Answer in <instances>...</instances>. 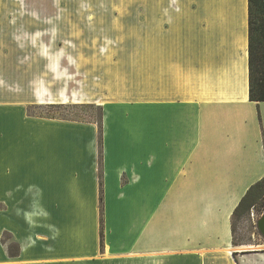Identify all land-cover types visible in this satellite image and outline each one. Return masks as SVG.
<instances>
[{
  "label": "crops",
  "instance_id": "crops-1",
  "mask_svg": "<svg viewBox=\"0 0 264 264\" xmlns=\"http://www.w3.org/2000/svg\"><path fill=\"white\" fill-rule=\"evenodd\" d=\"M172 2V28L137 29L133 57L108 69L99 122L28 114L51 94L44 87L33 99L7 84L46 80L45 64L0 71V264H155L159 252L185 264L190 250L234 247L232 212L264 177V101L248 92V0ZM1 52L0 62L16 57ZM233 252L242 251H227L233 264H264V253Z\"/></svg>",
  "mask_w": 264,
  "mask_h": 264
},
{
  "label": "rangeland",
  "instance_id": "rangeland-1",
  "mask_svg": "<svg viewBox=\"0 0 264 264\" xmlns=\"http://www.w3.org/2000/svg\"><path fill=\"white\" fill-rule=\"evenodd\" d=\"M172 1L0 0V54L7 49L16 54L1 60L0 71L12 67L14 72L37 73L40 62L46 65V80L41 75L33 82L8 83L6 88L28 91L33 99L38 91L47 89L54 102H31L27 105L31 114L99 122L101 109L97 102L108 100V69L133 57L137 50V29L172 28ZM4 87L5 83L0 81V90ZM61 89L71 93L72 100L60 102L65 99L56 96ZM76 90L81 95L78 98ZM262 213L257 206L254 219L244 214L234 220L237 246L205 253L190 250L185 264H210L208 260L217 258L227 261L230 259L227 251L232 249L243 252L233 253L235 260L246 258L247 251L264 253V236L257 228ZM3 241L15 251L16 244L10 236L4 235ZM86 264L138 263L133 258H97ZM155 264L180 262L159 252Z\"/></svg>",
  "mask_w": 264,
  "mask_h": 264
},
{
  "label": "trees",
  "instance_id": "trees-1",
  "mask_svg": "<svg viewBox=\"0 0 264 264\" xmlns=\"http://www.w3.org/2000/svg\"><path fill=\"white\" fill-rule=\"evenodd\" d=\"M248 82L249 99L264 101V0H248ZM28 108L27 112L29 115L44 117L42 115L31 114ZM257 206L260 207L262 212L264 211V177L248 188L232 212L231 232L233 246L238 245L234 239V220L244 214H250L251 208H254L257 214ZM100 244L102 247V209L100 217ZM17 252L18 247L15 246L14 253ZM233 253L235 254V252Z\"/></svg>",
  "mask_w": 264,
  "mask_h": 264
},
{
  "label": "water",
  "instance_id": "water-1",
  "mask_svg": "<svg viewBox=\"0 0 264 264\" xmlns=\"http://www.w3.org/2000/svg\"><path fill=\"white\" fill-rule=\"evenodd\" d=\"M257 228L262 236H264V211L261 217L257 220Z\"/></svg>",
  "mask_w": 264,
  "mask_h": 264
},
{
  "label": "built area",
  "instance_id": "built-area-1",
  "mask_svg": "<svg viewBox=\"0 0 264 264\" xmlns=\"http://www.w3.org/2000/svg\"><path fill=\"white\" fill-rule=\"evenodd\" d=\"M249 215L252 217V219L255 218V216H256V212H255L254 208H251V210H250V214H249Z\"/></svg>",
  "mask_w": 264,
  "mask_h": 264
}]
</instances>
